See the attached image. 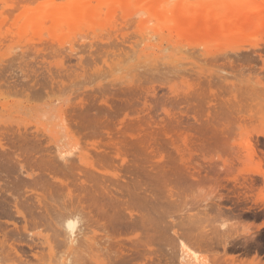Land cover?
I'll return each mask as SVG.
<instances>
[{
    "label": "rangeland",
    "instance_id": "374dc122",
    "mask_svg": "<svg viewBox=\"0 0 264 264\" xmlns=\"http://www.w3.org/2000/svg\"><path fill=\"white\" fill-rule=\"evenodd\" d=\"M5 1L7 4L5 3ZM5 1H0V3L3 2L2 4H0V9L4 8V10L2 9L3 11L0 15V35H4L2 36V38L0 37V43L4 46H0V116L3 115V117H0V127L2 126L0 128V139L5 148H11L10 151L16 152L15 156L13 157L17 159V161H22L21 164L26 167H34L38 164L41 167L48 166V162L45 161V158L42 157H46V155H48L49 151L44 150V148L47 149L46 146L48 145L46 143L44 145L43 142L40 143V149L35 148L36 151L35 149L33 150L35 152L31 150L24 151V149L21 148H19L21 150H18V147H21L23 143L21 145L20 142H17V139H19L17 134H25L27 137H30V139V135H35V133L37 135L42 134L43 130L48 127L49 123L54 124L55 122H60V114L65 117V121L68 123V129L66 130L69 131V134L67 133V131L65 132L63 128L59 127L60 130H58V127L54 126V129H57L60 132L63 131V137L66 140L70 135V141L72 145L79 144V147L81 146L82 149L86 148L88 151L86 149H83V151L86 152V155L89 156L86 157V161L88 160V163L92 162L91 164H94L93 162L95 158L93 156V151L96 150L95 147L104 148L102 146L107 145L109 139H113L115 140L114 142H117L121 138L122 140L119 141L121 142L124 141L125 138H127L125 141L128 142L129 146L127 144H122V146L121 143L118 145L123 150H125L126 153L129 150L128 153L130 152V155L133 153L135 154L133 155L135 158H137V156L139 158V152L142 151L141 148L143 146L141 145V147L140 145H138V143L134 145L130 144L129 142L131 141H129L128 139L130 138L131 140L132 137H136L135 139L142 138L143 141L142 139H140L142 141V144L146 145V148L151 147L149 150H155V153L160 155L161 157L160 163H158L159 167L155 171L159 172L161 174V177L158 178V183L155 182L156 186L154 184H151V180H149L151 178L148 175L149 173L150 175H154V170H152V168L154 167V163L152 164L151 160L149 158H146L149 150L146 152V155L142 157V159L139 158L141 159V162L139 161V159H137V161L135 160V163H138L133 166L137 168H133L132 166L130 169H132L133 171L129 172L133 173L132 176H139L137 178V181L142 180V182H144V184L142 182L140 183L143 184L142 187L147 186L145 188H150L152 192H155L157 194V197L159 198L157 206H147L144 210L145 212L143 211V213H147V215H149L150 213L149 217H153V224L151 225H153V227H157L158 225L163 227V231L161 230V238L166 235L167 237L159 239V236H156V234L153 235L154 232H152L151 229L149 230V234L152 235L147 234L146 230H138V239L142 242V244L140 246L138 240V245L136 248H140L141 250L145 249L146 246H144L143 248V244L148 245L147 238L150 236L152 239L151 242L150 240L149 242L151 243L152 248H156V255L159 252L157 256H155L154 254L153 257L152 254L151 257L155 259V257L158 258L160 256L161 258L159 257L158 260H154L152 258L153 261H150L148 259L145 260V257L147 258L148 254L146 256V254L143 253L144 250L140 252L141 255H145L144 258H140L139 251L141 250H135L134 247L130 248L132 246H130L129 243L128 246L126 243L124 244L125 249H133V251L129 250L130 252H128V254H131L132 252L135 253V257L132 256L135 258V260L133 261L138 260V264H151L152 262H156L155 264H176L175 257L178 251L174 252L173 249L170 248L171 246L169 247V245H171V240L168 241V239H170L168 238L170 237L168 235H171V232L173 230L182 232V230H180L181 228L178 225H171V221L178 224L179 221L182 220V212H184V214H197L200 212L202 214H207L209 217L207 218L208 221H206L205 224L209 227L207 228L208 230L210 229V227L213 228L216 225V227H218V223H220L221 221L216 222V220H224L226 218L228 219V222L226 221L228 224H233L234 222L233 225H237L235 227L237 229L239 228L238 230H236V228H234L235 230H230V232L233 234H236V232L238 233L239 230L243 231V227H246L244 224H248V228H246L248 229V231H250L251 237H241L243 243H248L247 246H250L252 244L254 247L258 244L255 239L257 240V238H260L262 236L263 241L259 242L260 245L257 246L258 249L261 250L256 255L259 254L257 258L264 261V227L260 226L258 230L256 228V226L264 223V183L261 176L253 175L256 174L254 172H259L261 175H264V145L258 143L256 144V141H263L262 136L264 135V23L261 27V25H259V21H257V29L259 30H252L250 34L244 35L242 33L236 34V32H231L233 33L231 35L227 34L230 31L225 34L224 32H226L227 30H224L223 32L219 33L220 35L216 33L212 35V37L211 35L210 37L208 36V38L207 36H199L200 38H202L201 40L197 36L196 40H194L191 39L193 38V36H189V38L186 37L184 33H182L183 35H179V33H181L178 32L179 28L177 29L175 27L176 30L174 29L173 25L180 26L179 23L183 20L181 19L179 23H177L176 21L178 18L176 17L177 15L175 14V12L177 10L175 9L181 8V6H179V2L177 4L178 0H163L166 5L170 3L169 5L172 4V6L174 7L170 11L172 12V14L170 15L172 16L175 14L173 17L177 19H175L176 22H174V24L172 25V30H169L167 28L168 26L171 28V25H166L169 21H165L167 17H169L167 16L169 14L163 13V16H165L163 17V19L166 18L164 19L165 22L160 18L162 14H159V19L158 17H155L158 15L153 16L148 12L145 13V16H143L144 14L136 15L134 18L132 17L133 19L128 20V22L125 21L127 20V18L130 19V17H127L128 14H126L128 12L117 11V14H114V12V15L111 13L110 16L107 17L109 12L107 14L106 11L108 10L104 8L100 12H94L95 15L97 13V15L100 16L101 20H99L98 16V19L95 20V15L93 17V14L90 13V16L92 15L91 18L87 14L88 18L84 16L82 17V19H77L78 22L80 21V23H83H81L82 25L80 23L75 24V20L72 23L75 24L74 27L72 24H69L70 26L65 25V27H60L57 26V23L54 22H52L53 25L50 27L51 24L49 23L51 22L48 23L46 21L48 18H45L42 20V23L44 25L46 24L45 27L43 24H40L41 22L35 23V28L38 27L37 31L45 30L39 32L40 35L38 37V32L35 30H31L34 25L32 27L31 25L33 23L31 25L29 24V17L33 15V11H35V13L37 12V8L39 12L42 9L43 11L41 12H46L45 9L48 6L47 3L50 0L47 1V3H43L46 2L45 0H38L35 2H33L34 0H9L11 4L14 1L19 2H16V5L14 3L12 4V8L13 6L16 8L18 6L17 11L16 9L12 11L14 14L9 11V6L11 5L10 3V5H8L9 1ZM21 1L22 4L20 3ZM30 1L32 2V5L31 3H27ZM64 1L66 0H55V3ZM163 1L157 3H161ZM179 1H181L180 5H183L182 2L185 0ZM244 1L245 0H200V2H203L200 4L199 0H186V2L184 3H188L186 9L190 8L191 6L197 7V3L201 7H207L206 9H203L202 12L205 10L204 15L207 14L206 16L207 18H209V16H211L210 14H212L211 11L215 8L216 9L214 12H219L217 11V9H220L221 3L223 4V7H227L225 6L227 5L225 3L227 2L230 3L229 6H233L240 3L244 4ZM36 2L37 4L38 2L43 3L41 9H39V6H37ZM90 2H93V4L91 5H94L95 1L89 0V3ZM96 2L99 1L97 0ZM209 2H213L214 4H206ZM253 2L257 3L256 0H253L251 3ZM258 2L261 3L260 5H262V3L264 5V0H259ZM4 3L6 7L4 6ZM191 3L196 4L189 6ZM34 6H37L36 10ZM168 6H166V9ZM210 6L214 7L211 8ZM19 7L22 9H20ZM196 7L193 11L192 9L190 10L192 12L197 11L199 7L198 9ZM208 7H210L212 10ZM25 8L26 10L28 8H31L32 10L30 9L31 11L27 10L26 12ZM164 8L161 7V11L166 12V9L164 10ZM170 8L171 7H169V9ZM260 8L262 10L261 6ZM5 9L8 11L7 13L5 12ZM182 9L183 7L180 10ZM190 10L188 11L189 15L191 13ZM9 12L13 16H17V14L19 13V19H15L13 16L11 17V14ZM28 12L32 13L29 14ZM120 12L123 13L120 15ZM170 12L168 10V12L166 13ZM3 13H6L5 16L3 15ZM21 13L24 15H21ZM100 13H102V16ZM124 14L126 15L124 16ZM184 14L187 17V11ZM194 14H197V12ZM25 15H27L26 18ZM18 16L16 18H18ZM27 17L29 19H27ZM120 17H123L125 20L123 21V18L121 19ZM192 17H195V15ZM4 19L8 23L11 21V25L8 23L5 24L6 21H4ZM14 19L15 21H13ZM112 20L115 21V24ZM167 20H169V18ZM202 20L205 19H201V21ZM260 20L262 19L260 18ZM25 21H28L29 23H27L29 25L27 24L24 26V24L26 23ZM84 21H86V23ZM87 21L89 22V26H85V24H88ZM110 21L112 22L110 23ZM21 22L25 23L22 25ZM97 22H100V24ZM105 22H108L107 25L110 24V27L106 25V28L105 26L103 27L105 28V30L102 28V30L104 31H101V27L99 25L103 26L106 24ZM170 22L172 23V21ZM170 22L168 24H170ZM13 23H16L17 25H13ZM2 24L7 25V27H9L10 25V28L15 29L12 30L5 27L4 25L3 29H1ZM90 24H92L93 27H91ZM20 25L21 28L24 27L26 29H21ZM83 25L85 26L83 27L84 29H82ZM75 26H77V28H75ZM121 26L124 27L122 28ZM140 26H142V28L145 27V30ZM59 27L60 30H64H58L57 33H61L57 34L58 36L56 35L54 38V35L56 34L55 30H57ZM87 27L91 28V33L94 32V29L98 31L94 32V34L96 35H91V33H89L90 38L84 39V36L88 33L87 31H89V28L87 30ZM50 28H53L54 30H51ZM72 28L73 30H71ZM5 30H9V33L5 34ZM77 30L79 32H77ZM80 30L84 31L82 32ZM22 31H24V33ZM15 32H17V35L20 39L17 37ZM26 32L28 33L27 37L29 36L26 40H29L30 43L25 44L26 41L24 39L27 38L25 37ZM42 32L44 35H42ZM70 32L72 33V36H74L72 37L73 40L70 37ZM75 32L78 33V35L80 33V35H82L83 33L84 36L80 37V35L78 36ZM174 32H177L176 34H178V36ZM10 33H13L12 37L10 36ZM33 33L34 35H36L34 36ZM21 34L24 35V37L21 38ZM65 34L67 36H65L62 41L61 38H63ZM8 36L11 39H14L13 36H16L15 40L17 41L19 39L18 44L15 40L11 41V43H14H9L11 39L8 38L7 40ZM36 36L37 38L35 39ZM52 36L54 39L52 38ZM68 36L71 39H69ZM91 36L93 38H91ZM48 37L51 39L48 40L50 43L47 41ZM56 37L58 38V40L56 39ZM128 37L129 39L127 40ZM203 37H206L207 40ZM113 39L115 45L112 43ZM125 39L127 42L123 41ZM108 40L111 44H109ZM4 41H6V44ZM75 41H77L78 43ZM94 41L95 43L92 44V42ZM119 41L123 46L119 44ZM128 41L130 42L128 43ZM74 43L76 46L74 45ZM77 44L79 46H77ZM90 44L93 46H91ZM81 45L82 47L79 48ZM252 45H256V47L252 48ZM7 46H9L10 49L8 48L7 50ZM21 46H24V48L26 46L25 51ZM53 46L55 50L52 49ZM116 46L118 49L115 48L114 50L113 47ZM70 47H72L73 50ZM235 47L243 48V50H231L232 48L235 49ZM1 48H3L2 51ZM27 48L31 49L27 50ZM21 49H23L22 51L24 53H22ZM49 49H51V51ZM10 50H12V52H10ZM28 51H30V53ZM60 51H62L63 54ZM125 51L128 53H126ZM27 53L28 56L29 54L30 56L26 57L27 59H25L23 55L27 56ZM31 53L33 55H31ZM117 53H124V55L119 54L118 56ZM47 54L50 58L47 57ZM15 56L20 57H17L16 59ZM122 56L125 57L123 58ZM14 59H16L15 62ZM145 61L147 66H142L143 64L145 65ZM7 62L10 63L8 64ZM13 63H15V65ZM117 66H119V70L117 69ZM141 66L142 68H140ZM35 111H41L45 114V116H40V118H38L40 114H34ZM239 116H242V118H238ZM209 125H212L213 127H209ZM197 132L202 133L200 138L198 137L200 134H198ZM40 136L41 135H39V137ZM41 140L43 141V138ZM201 142L208 144L207 148H203V146H200L199 143ZM19 143L21 146L17 145ZM233 143L240 147V149L238 150H240L239 152L242 155L248 154L252 148L254 149V146H256L255 148L257 152L255 153V155L249 153L253 156L249 155L250 157L247 156V158H245L246 156H242L239 159H235L233 149L230 150V147ZM16 149L18 151H16ZM138 150L140 151L138 152ZM135 152H138V155H136L137 153ZM141 153H144V151H142ZM130 155H127L129 157H127L126 159H134V157H131L132 155ZM144 158H146V160ZM39 159H41L43 162ZM33 161L36 163H34ZM96 164L97 163H95V165ZM105 164H108L109 167H114V165L111 163ZM130 164L131 163L128 162V165L125 164L124 167H130ZM139 164H142V167H139ZM151 164L153 166H151ZM106 165L104 166L108 168V166ZM96 166H98V164ZM155 167L157 166L155 165ZM200 167H202V169L209 168L207 169L208 177L196 184L188 177V171L195 172ZM222 167H227V169L222 173L220 172L217 178L215 173L210 171H215L216 169H221ZM109 169L107 170L112 172V170ZM150 171H153L152 174ZM247 178L254 179L253 185L255 186H253V190H251L250 188H244L242 187V185H240L241 183H243V185L244 183L247 184L248 181H244V179ZM2 182L4 183V181L0 180V186L1 184L3 185ZM216 186L220 187L215 188ZM169 189H172L174 193L173 195L175 199H172L175 200L174 202L171 201L170 197L168 196ZM246 190L249 191L246 192ZM239 192H244L243 198H241L242 196H239L241 195V193ZM245 193L248 195L247 197L246 195L244 196ZM257 195L259 198L257 197ZM255 198H257L259 201ZM255 201L259 204H262L259 205ZM253 202L256 205H254ZM250 205L251 208L256 206L257 211L254 210L255 208H249ZM217 206H219L221 211L225 212L223 213V215L226 216H228V213H230V209L236 213H241V219H243L244 221L239 219L242 222H237L234 221L232 217H224L221 214H219L218 216V212H216ZM150 208H152V210ZM158 212L159 214H157ZM160 213L162 216L160 215ZM157 215H160L161 218L154 220V218L160 217ZM213 215L215 216L214 218L212 217ZM209 221L211 224H214H209ZM154 223H156L155 226ZM239 224L240 226H238ZM7 226L9 227L10 225L8 224ZM31 232L35 233L38 231ZM21 233V235L26 236L23 232ZM41 234L45 236L51 235L49 232L45 231L41 232ZM146 234L149 236H147ZM247 238L251 239L247 240ZM35 239L36 238H34L33 242L35 245H37L36 249H40V240ZM245 239L249 242H247ZM242 240L238 239L237 242H242ZM26 241L27 240H24V242ZM252 241H255L256 243L254 242L253 244L251 243ZM29 242L27 241L26 243ZM37 242L39 245L37 244ZM239 246L240 245H238L236 253H234V250H231V254L233 253L232 255L235 256V261L237 260V264H239V262L243 258L245 261V257L248 259H246L245 262L252 261L251 258H253L255 262L258 260L255 258L256 255L254 256V253L250 248L247 249H250L251 251L245 253L248 255H242L244 248L241 246L240 251ZM23 248L25 249L26 247ZM214 249H217L216 251H218L219 253L218 259L221 260V256L223 255L222 248L217 247ZM185 250L187 251V255L190 258L196 257L197 259H201L202 257L206 256V258L208 259V264H219V261L217 259H213L212 253L211 255H209L210 252L206 253V251L203 252L201 250H197L195 245H189V247L187 246ZM133 253L132 255H134ZM136 255H138L137 260ZM208 255L209 258L207 257ZM149 261L151 263H149ZM236 262H234V264H236ZM9 263L11 264V262ZM9 263H7V261H4L1 264ZM226 263L227 262H225V264ZM261 263L264 264L263 262ZM132 264L137 263L133 262Z\"/></svg>",
    "mask_w": 264,
    "mask_h": 264
},
{
    "label": "bare ground",
    "instance_id": "6f19581e",
    "mask_svg": "<svg viewBox=\"0 0 264 264\" xmlns=\"http://www.w3.org/2000/svg\"><path fill=\"white\" fill-rule=\"evenodd\" d=\"M10 1L8 2V5L11 4ZM23 1H26V0H23ZM27 1H29V0H27ZM31 1H33V0H31ZM31 1L27 2V3H31V5H32ZM35 1H38V0H34L33 2H35ZM45 1L46 2H43V3H47V1H49V0H45ZM94 1H95L94 5H91V4H93V2L89 3V0L88 1L87 0H66V1L60 2V3H57V2L55 3V0H50L47 3L48 6L46 5L47 6L45 9L46 12H41V11H43V9H42L40 11L41 12L40 13L38 8H37L36 13H35V11H33V13L31 12L33 15H31V16L29 15L30 19L27 17V19L30 20L29 21L30 23L28 21H25L26 22V23L24 22L25 24L22 22L21 23H22V25L24 24V26L27 25L28 23L30 25L33 23L31 26L33 27V25H34V27L32 28L30 26L32 28L31 30L37 31L38 27L35 28V26H36L35 23L41 22L40 24H43L42 20L45 18H48L46 21L48 23L51 22V23H49V24H51L50 27L53 25L52 22L57 23V26L65 27V25L70 26L69 24H72L75 20H76L75 24L80 23V21L78 22L77 19H80V18L82 19V17H84V16H86V18H88L87 16L88 15L90 16V13H92L93 17H94L95 11L100 12L104 8L108 10V11H106L107 14L109 12L107 17H109L110 14L111 13L113 14L114 12H115L114 14H117L116 13L117 11L128 12L126 14H128L127 17H130V19L127 18V20H125L122 17L123 21L124 20L125 21L131 20L136 15H139V14H144L143 16H145L146 12L151 13L153 16L158 15V16H155L158 18L162 14L160 18L164 21V19H166V18L163 19V17H165V16H163V13H164V14H169V15H167L169 17L166 16L167 19L169 18V20L166 19L165 21L166 22L172 21V23L170 22V24H168L169 22H167V24L165 23L166 25H171V28L169 26L167 27L169 30L170 29L172 30V25L174 24V22L177 21V23H179L180 20L183 19L179 23L180 26L173 25L174 29L176 30V28L177 29L179 28L178 32H181V33H179V35L184 33V35L186 37H189V36L192 37L193 36V38H191V39H194V40H196L197 36L201 40L202 39V38H200L201 36H207V38H208V36L210 37V35H211V37H212V35H214L216 33L219 34V33L223 32L224 30L225 31L227 30L226 32H224L225 34L228 31H230L227 34H231V35L233 34L231 32H236V34L242 33L244 35L250 34V32L252 30H255L258 28L257 21H259V25H261V27H262V24L264 23L263 22L264 21V13H263L264 8H263V6L264 5H263V3H262V5H260L261 3L258 2L259 0H256L257 3L256 2L251 3L253 0H245L243 2L244 4L240 3L237 5H233V6H229L230 3L227 2V3H225V4H227V5H225L227 7H223L222 6L223 4L221 3V7H223V8L220 7V9L214 5L215 7H217L219 9V10L217 9V11H219V12H214L216 8L214 10H212L211 8L214 6H212V7L210 6L211 8L210 7H208V8L212 10V11L210 10L212 12V14H210L211 16H209V18H207V16H206L207 14L204 15L205 10L202 12L203 9L207 8V7L204 8L203 5H205V4H203L202 5L203 7H201L197 3V5H198L197 7L196 6L192 7L191 5H195L196 3L195 4L191 3L189 5L191 7L188 8L189 10L192 9V11H193L195 9V7L197 9L199 6L200 7L197 11H194V12H192L190 10L191 13L189 15L188 14L189 10L186 9L187 4L189 2L187 1L188 3L185 4L184 3V2H186V0H185L182 2L183 5L182 4L180 5L181 1L178 0L177 4L179 2V6H181V8L183 7V9H184V11H183V9L180 10L181 8H179V6H178L179 9H175V10H177L176 12L174 10L175 14L177 15L176 17L179 20L177 18L173 17L175 14L172 16L170 15V14H172V12H170V11L174 8L172 6V4L169 5L170 4L169 3L166 5L163 0H160V1H163L161 3H157V2H160L159 0H156V3H155V0H153V1L152 0H150V1H148V0H98L99 2H96L97 0H94ZM16 2L14 1L13 3L16 5ZM42 2H38V4L36 2L37 6H39V9H41V6L43 4ZM172 2H174V1H172ZM195 2H197V1H195ZM199 2H200V0H199ZM213 2H211L212 4L210 2L206 3V4L213 5L214 4ZM2 3H0V4H2ZM5 3H6V1H5ZM5 3H4V6L6 7ZM17 3H19V2H17ZM20 3L22 4V1ZM40 3H41V5H40ZM201 3H203V2H200V4ZM12 4L9 6L10 10L8 9L9 11H11V13H13L12 12L13 10L16 9V11H17V9H18V6H17V8L14 6L12 8ZM25 4H26V2H25ZM164 4H165V6H164ZM8 5H7V8H8ZM17 5H19V4H17ZM185 5H186V7H185ZM37 6H34L35 10H36ZM166 6H168L167 9H166ZM260 6L262 7V10H261ZM161 7L162 8L165 7L164 10L166 9L165 10L166 12H168V10H169L170 13H166L164 11H161L162 10ZM169 7H171V8L169 9ZM175 7H177V6H175ZM31 8H28L27 10H30ZM44 8H45V6H44ZM2 9L4 10V8H2ZM2 9H0V15H1V12L3 11ZM20 9H22V8H20ZM23 10H24V8H23ZM25 10H26V8H25ZM27 10H26V12H27ZM186 11L188 14V15L186 14L187 17L184 14ZM199 11H201V12H199ZM207 11H208V9H207ZM210 11H209V13H210ZM5 12L7 13L8 11L5 9ZM103 12H104V10H103ZM196 12H197V14H194ZM31 13H29V14H31ZM102 13H100L101 16H102ZM122 13L120 12L119 14L121 15ZM5 14L3 13L4 16H5ZM24 14L21 13V15H24ZM126 14H124V16ZM18 15H19V13L17 14V16ZM191 15L192 16L195 15V17H197V18L192 17ZM12 16L13 15L11 14V17ZM15 16H13L15 19H19V16H18V18H16L17 16L16 17ZM26 16L27 15H25V18H26ZM97 16L98 15L96 13L94 19L96 20L99 17V20H101L100 16H98V17ZM262 16H263V18H262ZM91 17H92V15L90 16V18ZM170 17H173V18H170ZM203 17H206V18H203ZM260 18L262 20H260ZM5 19H4V21L7 20V19L6 20ZM8 19H10V18H8ZM15 19L13 21H15ZM110 19H112V18H110ZM159 19H158V21H159ZM173 19H174V21H173ZM175 19H177V20L175 21ZM201 19H205V20L201 21ZM48 20H50V21H48ZM4 21H3V23H4ZM23 21H24V19H23ZM112 21H110V23ZM145 21H146V19H145ZM10 22L8 23L6 21L5 24H7V23L10 24ZM84 22L86 23V21H84ZM114 22L115 21H113V23ZM95 23H96V21H95ZM97 23L100 24V22H97ZM107 23L103 26L99 25L101 27V31L105 30ZM15 24L16 23H13V25H15ZM75 24H72L73 27ZM179 24H177V25H179ZM3 25L4 24L1 25V29H3ZM10 25H9V27H7V25H4V26L7 28H10ZM87 25L89 26V22H88V24H85V26H87ZM90 25H91V27H93L92 24H90ZM109 25H107V26H109ZM45 26H46V24L44 25V27ZM85 26L83 25L82 29H84L83 27H85ZM104 26H105V28H103ZM60 27L57 30H55L56 34L55 35L53 34L54 38L57 34L61 33V32L57 33L58 30H60ZM140 27L142 28V26H140ZM20 28H21V25H20ZM40 28H41V26H40ZM53 28H54V26H53ZM53 28H50V29L52 30ZM75 28H77V26H75ZM88 28H89V31H87L88 32L87 35L84 36L83 33H82V35H80L81 34L80 33L79 34L80 37L84 36V39L90 38L89 33H91L90 32L91 28L87 27V30H88ZM95 28H97V27H95ZM102 28L104 30H102ZM144 28L145 27H143L142 29H144ZM10 29H12V28H10ZM14 29H12V30H14ZM21 29H26V28L23 27ZM18 30H20V29H18ZM18 30H16V31H18ZM61 30H64V29H61ZM71 30H73V28ZM175 30H173V31H175ZM220 30H222V31H220ZM257 30H259V29H257ZM24 31H22V32L24 33ZM41 31H45V30L37 31L38 37L40 35L39 32H41ZM80 31H82V30H80ZM97 31L98 30L94 29V32H97ZM114 31H115V29H114ZM5 32H6L5 34H8L9 30H7V31L5 30ZM77 32H79V31L77 30ZM94 32L91 33V35L92 34L96 35V34H94ZM110 32H112V31H110ZM15 33L17 35V32H15ZM174 33L176 34L177 32H174ZM25 34H26L25 37H27L28 33L26 32ZM70 34L69 35L71 38L74 37V36H72L71 32H70ZM76 34L78 35V33H76ZM141 34H143V33H141ZM242 34H241V36H242ZM12 35H13V33L10 36L12 37ZM33 35H34V33H33ZM42 35H44L43 32H42ZM176 35L178 36V34H176ZM2 36H4V35H2ZM2 36L0 35L1 38H2ZM37 36L35 37V39L37 38ZM65 36H67V35L65 34L63 36V38H61L60 36L59 37L63 41ZM86 36H88V37H86ZM104 36H105V34H104ZM223 36H225V35H223ZM13 37H14V39H11L9 36L7 37V40H8V38L11 39V40L9 39L10 40L9 43H11L12 40H15L16 36H13ZM17 37H18V35H17ZM22 37H24V35H22L21 38ZM28 37L24 39L26 41L25 44L30 43L29 40H26V39H28ZM49 37L47 38V41L51 40ZM68 37H67V39H68ZM70 37H69V39H71ZM75 37H77V36H75ZM52 38H53V36H52ZM91 38H93V37L91 36ZM106 38H104V39H106ZM142 38H144V37H142ZM203 38L206 39V37H203ZM19 39L17 41L15 40L17 44H18ZM56 39L58 40L57 37H56ZM56 39H55V41H56ZM128 39H129V37L127 38V40ZM72 40H73V38H72ZM6 41H4L5 44H6ZM20 41H22V40H20ZM30 41H31V36H30ZM123 41L127 42L126 39ZM44 42H45V40H44ZM75 42H77V41H75ZM108 42H109V40H108ZM129 42L130 41H128V43ZM12 43H14V42H12ZM93 43H95V41L92 42V44ZM112 43L115 45L114 39H113ZM96 44H99V43H96ZM109 44H111V43L109 42ZM119 44L122 45L120 43V41H119ZM133 44H135V43H133ZM1 45L2 44L0 43V46ZM74 45H75V43H74ZM135 45H134V47H135ZM29 46H30V44H29ZM77 46H79V45L77 44ZM87 46H88V44H87ZM91 46H93V45H91ZM91 46H89V47H91ZM136 46H138V45H136ZM1 47H4V46L2 45ZM21 47L24 48V46H21ZM81 47H82V45L79 48H81ZM86 47H85V49H86ZM254 47H256V45H252V48H254ZM8 48H9V46H7V50H8ZM25 48H26V46H25ZM25 48H24V51H25ZM32 48H33V46H32ZM70 48H72V47H70ZM113 48H114V50H115V48L118 49L117 46L113 47ZM29 49H31V48H27V50H29ZM52 49H54V46ZM2 50H3V48H1V51ZM22 50L23 49H21V51ZM49 50L51 51V49H49ZM72 50H73V48H72ZM231 50L238 51V50H243V48H236L235 47V49L232 48ZM62 51H60V52L62 53ZM10 52H12V50H10ZM28 52L30 53V51H28ZM15 53H17V52H15ZM22 53H24V52L22 51ZM126 53H128V52H126ZM132 53H133V51H132ZM117 54L119 56V54H122V53H117ZM31 55H33V54L31 53ZM122 55H124V53ZM23 56L25 59H27L26 57H29L30 54L28 56V53H27V56H25V55H23ZM17 57H20V56H15L16 59H17ZM47 57H49V55ZM56 57H58V56H56ZM16 59H14V62ZM134 59H135V57H134ZM7 61H9V60H7ZM147 62H148V60H147ZM31 63H33V62H31ZM13 64L15 65V63H13ZM148 64H149V62H148ZM142 66H147L146 61H145V65L143 64ZM142 66L140 68H142ZM1 67H2V65H1ZM118 67L119 66H117V69H118ZM9 69H8V71H9ZM113 70H115V69H113ZM2 73H3V70H2ZM0 77H1V75H0ZM62 112H63V109H62ZM34 114H36V115L40 114L38 116V118H40V116H42V117L45 116V114L41 111H35ZM0 117H3V115ZM238 118L241 119L242 116L241 117L239 116ZM193 119H194V117H193ZM67 124L68 123L65 121V117L62 114H60V122L59 123L55 122L54 124L49 123L48 127H46L43 130L42 134L37 135L35 133V135L34 134L30 135L31 139H30V137H27L25 134H23L24 136L22 134L21 135L17 134L18 138H19V139L16 138L17 142H20L21 145L23 143L22 146L20 145V143L17 144V145L21 146V147H18V150L24 149V151L25 150L33 151L35 148L40 149V143H42V142L44 143V145H45V143L48 145V146H46L47 149L44 148V150L49 151L48 155H46V157L42 156L43 158H45V161L48 162V166H46V167H41V166H39L38 163H37L38 165L35 164L36 166H34V167L24 166L23 164H21L22 161H17V159H15L13 157V156H15L16 152L10 151L11 148H5L3 143H1V139H0V180L4 181V183L2 182L3 185L1 184V186H0V191H1V193H0V264L3 263L4 261L5 262L7 261V263L11 262V264H129V263L132 264L133 262H136L138 264V260H137L138 255H136L137 261H133V260H135V258H134L135 253L132 252L134 255H132V253L128 254V252H130L131 250L133 251V249H131V250L125 249L124 244L127 243V245H128V243H129V245L132 246L130 248L134 247L135 250L136 249L139 250L140 248H136L138 245L137 241L139 240L138 239V232H139L138 230H143V231L146 230L147 234H149L150 233L149 230L151 229V231L154 232L153 235L156 234V236H159V239L161 238V233H162L161 230L163 231V229H162L163 227H161L160 225L157 224L160 227H158V226L153 227V225H151V224H153L152 223L153 217L152 216L149 217L150 213H149V215H147V213H143V211L146 209L147 206H149V207H151V206L156 207L157 206V204L159 202L158 201L159 198L157 197V194L155 192H152V190L150 188L149 189L145 188L147 186L142 187L144 182H142V180L137 181V178L139 176H135V175L132 176L133 173L129 172V171H133L130 168L133 165H135L136 163H138V162L135 163V160L137 161V159H139V158L142 159V157L146 155V152L151 147L146 148V145L142 144V141H143L142 138H140V139H142V141L138 138L135 139L136 137L135 138L132 137L131 140L129 138L128 140L131 141V142H129L130 144L134 145V144L138 143V145L143 146V147L141 146L142 147L141 150L144 151V153H141L142 151L139 152L140 150H138L139 158H138V156H137V158H135L133 156L135 154L132 153L131 154L132 156H131L129 154L130 152L128 153L129 150L127 148L126 149L128 151L126 153V151L123 150L118 145L121 143V145L127 144L129 146L128 142L125 141L127 138H125V140L121 141V142H119L120 140H122L121 138H120V140L118 139L119 141H117V142H114L115 140H113V139H109V142L108 143L106 142L107 145L102 146L104 148L95 147L96 150L93 151V156L95 158L94 162H93L94 164H91L92 162L88 163L89 161L88 160L86 161V157L88 155H86V152L83 151V149H86V148L82 149L81 146L79 147V144L78 145H72L71 141H70L71 136L69 135L68 136L69 138L66 140L63 137V131L62 132L58 131V130H60V128H63L66 132L67 131L66 129H68ZM54 126H57L58 130L54 129L55 128ZM12 127H15V126H12ZM209 127H213V126L209 125ZM5 129H7V128H5ZM25 133H26V131H25ZM67 133L69 134V131H67ZM197 133L200 134L198 136L200 138L202 133L201 132H197ZM29 134H31V133H29ZM39 135H41L40 137H41V139L43 138V141L40 139ZM262 137H263V141H261V142L256 141V144L258 143V144L264 145V135ZM12 140H14V139H12ZM135 141H137V142H135ZM12 143H13V141H12ZM15 143H16V141H15ZM199 145L203 146V148H207V146H208V144L203 143V142L199 143ZM144 146H145V148H144ZM255 147L256 146H254V149L252 148L250 150V152H249L250 154L255 155V153L257 152ZM19 148H21V149H19ZM36 149H35V151H36ZM232 149L234 151L233 153H234L235 159H239L242 156L243 157L246 156L245 158H247V156L250 155L249 153L242 155L239 152L240 150H238V149H240V147L235 145V143H233L231 145L230 150H232ZM18 150L16 149V151H18ZM35 151H33V152H35ZM33 152H32V154H33ZM138 152H135V153H137L136 155H138ZM38 153H40V152H38ZM127 155L134 157V159L131 158V160L129 159L130 160L129 161L128 159H126L127 157H129ZM253 155H250V156H253ZM12 157L15 159V161ZM146 158H149L151 160L152 164L154 163V167L152 168V170H154V172H155L157 170V168L159 167L158 163H160V159H161L160 155L156 154L155 150L153 151L151 149V150H149V153H147ZM146 158H144V159L146 160ZM41 159H39V160H41ZM141 159H139L140 162H141ZM92 160H90V161H92ZM95 161H97V162H95ZM128 162L131 163L130 167H126V166L124 167L125 164L128 165ZM34 163H36V162H34ZM95 163H97L98 166H96L97 164L95 165ZM105 163H111L114 165V167H109L108 164L106 165ZM152 164H151V166H153ZM104 165L108 166V168L105 167ZM155 165L157 167H155ZM151 166H149V167H151ZM134 167L135 166H133V168ZM139 167H142V164L141 165L139 164ZM106 168L107 169L111 168L109 170H112V172L108 171ZM135 168H137V167H135ZM139 169H142V168H139ZM207 169H209V168L202 169V167H200L195 172H189L188 171V173H189L188 177L194 183L197 184V183L203 181L204 179H206L208 177ZM226 169H227V167H222L221 169L218 168L215 171H213V170H210V171L214 172L216 175V178H217L219 173L224 172ZM159 170H161V169H159ZM150 172L152 174L153 171H150ZM154 172H153L154 175H150V173H149V175L148 174L147 175L151 178V179H149V180H151L150 181L151 184H154L156 186L155 182L158 183V178L161 177V174L159 172H155V173ZM251 172H253V171H251ZM254 173H256V174H253V173L252 174L261 176L263 178V183H264V175H261L259 172H254ZM255 180H256V178H255ZM244 181H248L247 184L244 183V185H243V183H241L240 185H242V187H244V188H248V189L250 188L251 190H253L252 188H253V186H255V185H253L254 179L247 178V179H244ZM141 182L143 184H140ZM151 184H150V186H151ZM217 187H220V186H216L215 188H217ZM254 189H255V187H254ZM168 191H169L168 196L170 197L171 201L174 202L175 200H172V199H175L172 189H169ZM248 191L246 190V192H248ZM239 193H241V192H239ZM243 193L244 192H242L241 195H239L238 193L237 194L240 197L242 196L241 198H243ZM245 195H246V197L248 196L246 193L244 194V196ZM257 197H258V195H257ZM131 198H132V200H131ZM255 199H257V198H255ZM256 203H258V202H256ZM261 204H259V205H261ZM254 205H256V204L254 203ZM152 208H150V209L152 210ZM249 208H251V205ZM216 209H217L216 212H218L217 213L218 216H219V214L223 215V213H225V212L220 210L219 206H217ZM251 209H254L257 211L256 206L251 208ZM229 211H230V213H228V216H226V215H223V216L224 217H232L234 219V221H237V222L243 220V219H241L242 218L240 215L241 213H239V212L236 213L231 209ZM157 214H159V212ZM182 214H183L182 220L179 221L178 224L171 221V225H173V226L178 225L181 228L180 230H182V232L181 231L179 232L177 230H173L171 232V235H168V236H170V237H168V238H170V239H168V241L171 240L170 241L171 245H169V243H168L169 247L171 246L170 248L173 249L174 252L178 251L176 253V257H175L176 264H208V262H207L208 259L206 258V256L202 257L201 259H197L196 257L190 258L187 255V251L185 250L187 248V246L189 247V245H191V246L195 245L197 250H201L203 252L206 251V253L210 252V254L208 253L209 255H211V253H212L213 259L214 260L217 259L219 261V264H223V262H224V264H225V262H227L226 264H234V262H236L237 260L235 261V256L232 255L233 253L231 254V250H234L235 251L234 253H236V250L238 249V245H240L239 246L240 251H241V246L244 248V249L242 248L243 249L242 255H244L245 253H248L252 250V252L254 253V256H255L261 250V249L258 250L257 246L260 245L259 242H261L260 240L262 239V236L260 238H257V240L255 238H253V239H255V241L258 242V244L254 247L252 244L250 246L249 245L247 246L248 243L246 244V242H245L246 239L244 240L245 243H243V240L241 237H243V238H245L246 236L251 237L250 231H248V229H247L248 224L247 225L244 224L247 228L243 227L244 228L243 231L239 230L240 233L239 232L237 233L235 231L236 234H233L230 232V230H235L234 228H236L235 226H237V225H233L234 222H233V224L232 223L228 224L227 218L224 220H216L217 219L216 218L215 219L216 222L221 221L220 223H218V227H216L217 225L214 227L212 226L213 228L210 227V229L208 230L207 228H209V227L205 224L206 221H208L207 218L209 217L207 214H202L201 212L197 213V214H195V213L194 214H184V212H182ZM256 214H257V212H256ZM160 215H161V213H160ZM160 215H157V216H160ZM161 216L154 218V220L160 219ZM212 217L214 218L215 216L213 215ZM258 217H259V215H258ZM239 219H241V220H239ZM210 221H212V220H210ZM210 221H209V224H211ZM157 223H159V222H157ZM4 224H6V225H4ZM8 224L10 225L9 227L7 226ZM155 224L156 223H154V226H155ZM212 224H214V223H212ZM238 226H240V224ZM260 226L264 227V223L256 226L257 230ZM8 228H11V229H8ZM238 229L236 228V230H238ZM31 231H38V232L34 233ZM43 231L49 232L51 235L45 236V235L41 234V232H43ZM21 232H23L24 235H26V236L21 235L22 234ZM149 235H152V234H149ZM149 235H147V236H149ZM163 237L166 238L167 235L163 236ZM34 238H36L37 240H40L39 241V244L41 246V247L39 246L40 249H38V248L36 249L37 245H35L33 242ZM147 239H148V245L143 244V248H144V246H146L145 249H146V252L147 251L148 252L146 253L145 249H143L144 250L143 253H145L146 256L148 254L147 258L145 257V260L148 259L150 261H153L154 254H155V256H157L159 254V252L156 255V253H157L155 250L156 248L155 249L152 248V245L150 243L152 238L149 236ZM238 239H241L242 242L241 241L237 242ZM248 239L249 238H247V240ZM24 240H27L28 242L29 241L30 242L26 243L27 241L24 242ZM149 240H150V242H149ZM255 241H252L251 243L254 244ZM138 242H139V245L141 246L142 242L140 240ZM247 242H249V241H247ZM37 244H38V242H37ZM23 247H26V248L24 249ZM217 247L222 248L223 255L221 256V254H222L221 253L220 256L223 260L218 259L219 253H218V251H216L217 249L216 250L214 249ZM247 248H250L251 250L247 249ZM138 250H137V252H138ZM143 250L139 251L140 258H144V256H145L142 254L143 255V257H142V255L140 254V252H142ZM229 250H230V254H229ZM173 251H171V252H173ZM152 254H153V257H151ZM174 255H175V253H174ZM209 255L207 256L208 258H209ZM245 255H248V254H245ZM132 256H134V257H132ZM212 256H210V257H212ZM254 256H252V257H254ZM258 256H259V254L255 256V258L258 259L256 262H255V260H253V258H251L252 261L245 262L247 259L245 257V261L243 258L242 259L243 261L239 260L240 261L239 264H243V262H244V264H246V263L249 264V262H250V264H259V263L262 264L261 262L264 263V261L257 258ZM158 258L155 257V259H157V260H158ZM14 259H15V261H14ZM150 261H149V263H151ZM220 261H223V262H220ZM217 262H215V263H217ZM155 263L156 262H154L153 264H155ZM210 264H213V263H210ZM236 264H237V262H236Z\"/></svg>",
    "mask_w": 264,
    "mask_h": 264
},
{
    "label": "flooded vegetation",
    "instance_id": "af4514ba",
    "mask_svg": "<svg viewBox=\"0 0 264 264\" xmlns=\"http://www.w3.org/2000/svg\"><path fill=\"white\" fill-rule=\"evenodd\" d=\"M241 215V214H240ZM261 242L263 241V237H262V239L260 240ZM258 250H260V249H258Z\"/></svg>",
    "mask_w": 264,
    "mask_h": 264
}]
</instances>
